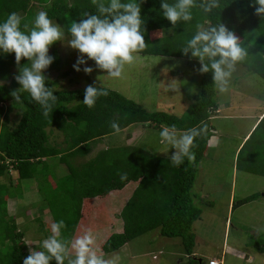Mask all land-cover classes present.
<instances>
[{"label": "trees", "instance_id": "16d2710c", "mask_svg": "<svg viewBox=\"0 0 264 264\" xmlns=\"http://www.w3.org/2000/svg\"><path fill=\"white\" fill-rule=\"evenodd\" d=\"M35 2L62 26L71 20H79L83 11H95L91 0H0V20L16 12L30 21L37 13ZM160 2L144 0L141 5L145 42L149 44L141 54L185 58L190 67L198 70V60L185 56L181 46L195 32L197 24L223 23L249 45V56L240 64L264 78V16L256 13L259 5L254 4V0H221L220 9L209 14L196 9L191 22H180L175 28L161 15ZM155 32H160L158 37L153 36ZM57 46L58 42L50 48ZM52 56L55 60L50 68L57 69L60 58L56 50ZM26 63L28 61L22 59L20 66ZM20 66L15 62L14 53L0 55V80L10 82L0 87V264H23V259L30 254L25 230L20 229L16 217L8 211L10 197H16L11 195L14 184L9 172L12 170L19 181L32 179L37 182L41 202L52 215L51 223L63 219L64 235L69 238L82 235L88 229L94 232L97 228L109 227L106 204L113 202L116 194L132 183L136 187L132 188L131 196L126 197L129 199L119 214L122 227L116 226L117 230L110 232L101 244L103 255L116 252L131 240L154 230H159L165 237L180 238L186 253L193 255L197 241L193 225L203 213L195 203L193 187L199 163L208 151L213 128L211 118L218 110L212 74H201V93L192 105L190 115L180 117L162 111L151 112L109 88V95L100 97L96 106L89 109L83 104L85 89L96 82L88 77L85 87L55 90L58 100L53 112L45 117L27 93L23 94L22 105L14 103L11 93L20 87L14 79ZM47 83L51 86L50 80ZM20 106L23 111L12 124L10 112L13 107L19 109ZM114 121L119 124V132L143 124L160 129L175 125L179 130L204 125L206 133L197 139L194 164L186 160L180 167H175L169 158L141 145L108 146L78 163L76 158L85 157L92 142L117 133L111 127ZM48 128L64 133V147L51 143ZM237 158V170L264 176V114L240 147ZM58 164L67 167L65 175H58ZM121 175L125 178L121 179ZM7 176L9 181L3 180ZM257 197L255 194L234 201L233 208ZM96 200L100 205H94ZM92 214H100V219L92 216L94 219L86 224V217ZM37 220L41 224L40 233L47 238L51 234V223H43L39 217ZM261 248L264 250V245ZM187 264H205V260L191 256Z\"/></svg>", "mask_w": 264, "mask_h": 264}, {"label": "rangeland", "instance_id": "374dc122", "mask_svg": "<svg viewBox=\"0 0 264 264\" xmlns=\"http://www.w3.org/2000/svg\"><path fill=\"white\" fill-rule=\"evenodd\" d=\"M34 6L36 12L43 10L37 2ZM159 33L155 32L153 36L158 37ZM70 38L66 33L64 42L58 41L56 48H49V55H53L56 50L60 58L57 69H51L49 66L45 70L51 86L55 85L56 90L85 87L89 82L88 77L100 84L98 77L101 76L104 86L140 103L148 111L173 113L180 117L190 115L192 105L201 93L202 76L198 70L188 65L185 58L140 54L137 63L126 68L123 79H112L100 70H94L91 75H87L83 71H75L72 67L79 53L78 50L68 46L67 40ZM88 63L94 67L93 61ZM66 72L68 74H63ZM247 74H251L252 78L247 77ZM172 80L179 82L180 86L177 90L166 89V84ZM5 83L10 84L9 81ZM215 99L220 105L226 106V111L217 118L214 117L216 115L213 116L212 125L215 130L212 132L217 136L218 141H214L199 163L193 187V193L196 195L195 203L203 209L201 218L193 225L197 240L194 248L201 253L207 264L212 256L223 259V264H264V250L261 248V245H264V176L237 170L236 166L239 145L249 132L260 109L264 108V78L250 72L244 65L238 64L229 92L225 94L217 92ZM18 108L13 107L10 112L12 124L18 121L23 111L22 106ZM250 117L254 119L251 120ZM48 132L53 145L59 147L66 145L61 130L48 128ZM159 132L160 128L135 124L128 130L107 136L103 141L97 140L95 146L98 145L97 148L101 149L105 145L112 147L141 145L158 155L170 156L173 149L161 143ZM167 151L169 154L166 155ZM93 155L77 157L76 161L82 162ZM61 167L67 172L65 166ZM12 171L9 172V176H13L14 184L11 187V195L16 197L9 199L8 211L16 217L20 229L25 230L28 253H30V249L39 250L40 244L45 239L39 231L41 224L37 217L46 224H50L53 218L49 209L41 202L42 196L37 182L32 179L19 181L14 176L16 172ZM60 173L61 171L59 175ZM5 179L7 180L8 176L3 180ZM31 186H34L32 196L27 195L31 192ZM135 187L136 185L133 184L126 187L123 192L116 194L113 202L106 204L109 227L97 228L93 232L96 236V247L102 254L100 247L109 233L115 232L118 225L119 229L122 227L119 214L122 206L129 199L126 197L131 196L132 188ZM255 194L259 197L237 206L233 214L229 213L231 198L238 202ZM97 204L99 200L94 201V205ZM92 216L94 215L86 217V224L92 221ZM228 216L229 224L226 226ZM98 217L100 219V214L94 216L96 220ZM84 228L87 226L84 225ZM226 228L230 229V232L226 233ZM224 240L230 246L231 252L229 251L227 255L226 247L225 253L222 251ZM243 250L252 255L250 262L243 253L239 252ZM185 254L187 253L180 238L165 237L159 230H154L131 240L118 251L104 256L108 264H187L189 259Z\"/></svg>", "mask_w": 264, "mask_h": 264}, {"label": "clouds", "instance_id": "9594fccd", "mask_svg": "<svg viewBox=\"0 0 264 264\" xmlns=\"http://www.w3.org/2000/svg\"><path fill=\"white\" fill-rule=\"evenodd\" d=\"M144 0H91L94 12L83 11L79 20H71L62 26L51 18L46 11H39L34 18L26 21L16 12L9 13L0 20V55L15 54V62L20 66L22 59L28 63L19 67L15 81L20 85L11 95L15 105L24 103L23 94L27 93L31 101L38 104L42 115L47 117L53 112L58 100L54 94L57 87L49 86L45 70L55 57L49 55L54 43L64 42L78 50L73 69L91 75L100 70L112 79H123L126 68L137 63L140 54L149 46L145 42V19L141 5ZM258 15L264 16V0H254ZM221 8V0H161V15L170 21L172 28L180 22L185 24L194 18V10L209 14ZM171 31V29H169ZM249 45L245 44L223 23L197 24L195 32L187 38L181 50L189 59L199 62L201 74L211 73L213 86L220 94L228 93L238 64L248 56ZM94 62V67L89 65ZM103 76V75H102ZM101 77V76H100ZM100 84H90L85 89L83 104L89 109L96 106L100 97L109 95V89ZM5 81L0 80V87ZM180 84L172 80L166 84L167 90H177ZM115 132L120 131L119 124L112 122ZM206 133V126H194L179 130L175 125L163 127L159 132L161 143L174 149L169 159L173 166L180 167L187 162H196L197 139ZM125 176L121 175V179ZM66 228L63 219L50 225V235L43 239L39 250L30 249L23 264H108L105 256L96 247V236L91 229L82 235L69 238L64 235ZM217 259V258H215ZM211 260V259H210ZM209 260V261H210ZM221 261L222 260L218 259Z\"/></svg>", "mask_w": 264, "mask_h": 264}, {"label": "crops", "instance_id": "0c3cea01", "mask_svg": "<svg viewBox=\"0 0 264 264\" xmlns=\"http://www.w3.org/2000/svg\"><path fill=\"white\" fill-rule=\"evenodd\" d=\"M245 67V66H244ZM251 74H247L246 76L247 77H249V78H252L251 76H250ZM218 103V102H217ZM183 108V107H182ZM226 109V106L225 105H220L219 103H218V110L216 111V113L214 114V115H216V116H214L215 118H217L218 116H220L222 113H224V111H226L225 110ZM263 114H264V108H262V109H260V111L258 112V114H257V116L255 117V120H254V122L252 123V126L250 127V129H249V132L248 133H246V135H245V137L243 138V140H242V142L240 143V145H239V148L243 145V143L248 139V137L250 136V134H251V132L255 129V127L257 126V124L259 123V121L261 120V118L263 117ZM212 116V118H211V121H212V119L214 118ZM249 119H251V120H253L254 119V117H250ZM141 125H143V124H141ZM134 125H132V126H130V127H133ZM143 126H145V125H143ZM130 127H128L127 128V130L130 128ZM161 130V129H160ZM212 130H215V127H214V125H213V128H212ZM214 132H212L211 133V137H210V140H209V146H208V151L210 150V147L212 146V144L214 143V141H218V138H217V136L215 135V134H213ZM112 136V135H111ZM106 138V137H105ZM105 138H102L101 140L103 141ZM64 142H65V140H64ZM96 142V141H95ZM95 142H92V144H91V149H90V151H89V153L87 154V155H95L97 152H98V150H100V149H98L99 147H98V145L97 146H95ZM101 142V141H100ZM102 145L104 144V143H101ZM129 144V143H128ZM98 147V148H97ZM106 147H108V146H106L105 145V147H103V148H106ZM103 148H101V149H103ZM163 150H165V149H163ZM239 150V149H238ZM169 151V150H168ZM167 151V153H166V155L167 154H169V152ZM175 150L173 149V151L172 152H174ZM207 151V152H208ZM165 152H166V150H165ZM171 152V153H172ZM207 154V153H206ZM93 155V156H94ZM93 156H90V157H93ZM162 156H164V157H167V158H169L170 156L168 155V156H165V154H163ZM89 157V158H90ZM65 166L64 164H60V165H57V167H56V170H57V173H58V175H59V171H61V173H60V175L59 176H63V175H65L67 172H64V169L61 167V166ZM66 167V166H65ZM67 168V167H66ZM132 184V183H131ZM130 184V185H131ZM129 185V186H130ZM34 190V186H31V192L30 193H27V195H30V196H32L31 194H32V191ZM38 190V189H37ZM10 199H11V197H10ZM9 204V203H8ZM233 204H234V201H233V198H231L230 199V203H229V213H231V214H233V212H234V210H235V208H233ZM240 208H238V210H239ZM10 215H12V214H10ZM228 224H229V216L227 217V221H226V226H228ZM232 226V224L230 225V227ZM227 229V228H226ZM228 232H230V229H227L226 230V233H228ZM226 247V248H225ZM224 248L226 249V255L228 254V252L230 251V246H229V243L228 242H225V240H224V242H223V252L225 253V251H224ZM233 248H234V246H233ZM231 252V251H230ZM240 253H243V255L246 257V259H247V261H251L252 260V255L251 254H248L247 253V251H239ZM185 256H186V258L187 259H189L191 256H200L201 257V253L200 252H198V251H195L194 253H193V255H188V254H185ZM189 257V258H188ZM216 257L215 256H212L210 259H215ZM218 259V258H217ZM220 260H222L223 261V259H220ZM244 260V259H243ZM224 263V261L222 262V264ZM205 264H207L206 263V261H205Z\"/></svg>", "mask_w": 264, "mask_h": 264}, {"label": "built area", "instance_id": "2783aa9c", "mask_svg": "<svg viewBox=\"0 0 264 264\" xmlns=\"http://www.w3.org/2000/svg\"><path fill=\"white\" fill-rule=\"evenodd\" d=\"M209 264H221V261H219L218 259H211L209 261Z\"/></svg>", "mask_w": 264, "mask_h": 264}]
</instances>
